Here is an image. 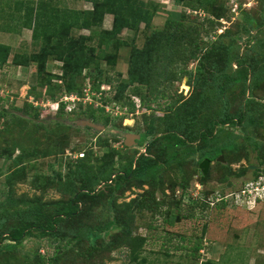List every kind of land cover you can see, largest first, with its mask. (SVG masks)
Masks as SVG:
<instances>
[{
	"label": "rangeland",
	"instance_id": "374dc122",
	"mask_svg": "<svg viewBox=\"0 0 264 264\" xmlns=\"http://www.w3.org/2000/svg\"><path fill=\"white\" fill-rule=\"evenodd\" d=\"M29 1L34 6L40 1L48 2V7L59 9L92 8L89 0ZM143 1L147 3V7L150 5L149 9L152 5L156 6L150 24L146 25L142 22L136 30L123 28L115 38L123 41L124 44L120 43L117 49H114L112 44L107 47L102 44L98 49L95 46L99 42V33L103 30H111L113 25L111 14H105L102 23L98 26L71 28L70 35L74 37L80 34L93 35L95 32L90 45L96 47V53L102 49L115 54L116 60L110 63L98 58L97 67L102 70L103 79L108 76L115 84L126 80L132 46L142 47L150 33L162 29L168 18H179L182 12L191 11L190 5L186 2L177 4L175 0ZM14 2L15 0H0V43L10 47L7 62L0 67V109L3 107L10 112L8 118L0 117V210L10 211L17 208L14 202L17 198L37 197L40 203L57 202L68 199L73 195V191L82 189L88 182L85 176L76 177L69 173V167L74 168L79 164L78 158L82 159L83 165H87V168L82 165L80 169L88 170L95 175L110 148L115 147L126 158L136 159L139 154L149 153L146 146L149 144L150 136L142 143L127 147L123 144V136H120L118 131L143 133L150 123L159 127L157 131H161L163 123L161 117L156 116H162L164 109L176 99L193 93L192 76L195 67L198 66L196 60H191L186 66H182L164 57V62L160 66L161 76L153 75L154 89H148L146 85L141 86L140 91L145 95L142 107L128 111L129 107L123 108L122 103L127 99H123L116 101L119 106L117 115L112 114L116 112V107L110 110L112 112L109 117L110 123L105 125L102 119L98 118V123L105 126V130L98 131L77 125L74 123L75 120L85 118L83 109L87 107L90 110L100 104L105 105L101 97H112L114 92L110 93L107 84L104 85L106 88L102 89L106 90L107 94L99 95L88 90L87 83H91L89 74H94L96 69L93 65L85 67L81 74L68 75L64 78L62 77L63 62L49 57L45 64L46 70L38 72L37 63L33 61L32 55L40 52L43 39L35 40L32 29L22 26L21 17L18 19L19 23L18 20L8 17L12 13L23 12V9L17 11L13 7ZM235 4H238L237 8ZM205 12L208 13L209 19L200 21L203 42L207 44L214 40L217 33L225 31V35L219 39L220 42L227 44L232 41L231 57H237L242 61L243 67L250 69L247 70L246 81L241 80L229 85L223 95H220L219 87L215 84L206 86V106L195 130L204 128L206 122L214 118L220 102L222 104L221 100L227 101L230 112H236L251 95L264 102V71L262 72L264 0H209ZM246 14L256 23L263 25L256 27L254 24L251 27ZM116 40L114 45L117 44ZM86 44L89 45V42ZM15 56L19 58L18 64L13 62ZM217 56L221 60L217 61L214 71L222 66L225 59L223 53H218ZM230 65L228 72L231 74L243 70L235 59ZM181 68L192 76L182 73ZM70 82L80 88L84 95L81 96L76 92L68 93L70 97L67 102L71 110L67 107L70 112L59 118L63 124L41 119L43 115L44 118L55 115L56 107L52 97L55 94H60L59 98L66 95L65 88ZM125 96L134 98L138 102V99H141L138 85H129ZM29 103L38 111L44 110L42 115L35 117V110H27ZM218 128L221 129L216 131V138L206 147L207 149L228 143L233 133L238 136V141L241 143L245 142L247 134L264 142V131L261 132V129L253 134L251 128L245 131L242 126H231L228 123ZM104 141L107 143H103ZM198 145L199 142L196 141L190 146L197 149ZM164 147L168 153L176 150V147L167 144ZM150 152L156 155L155 148L151 147ZM243 153L235 155L226 152L221 154L222 160L211 161L207 169L209 178L206 180L200 177L202 171L199 164L202 160L196 162L199 157V153L196 152L190 153L183 162V173H179L176 163L163 168L162 186L156 184L150 186L148 183L138 185L134 181L129 186L122 185L118 190H114L113 177L121 171L124 162L119 161V156L115 155L111 176L113 181H108L112 187H105L106 180L101 177L91 188L94 190L93 197L86 198L79 204L78 216L63 224L67 232L75 234L76 231L83 232L89 226L103 227L114 216H119V224L112 227L105 236L106 240H110L112 236L119 237L113 250H104L91 257H84L79 255L80 251H85L88 247L84 237L83 241L79 240L78 247L74 240L72 242L75 244L71 243L63 253V249H57V243L50 238L29 235L19 244L16 252L3 256L0 264H38L37 249H39L38 253L46 257L54 252L62 254L57 264H194V259L188 251L177 249L176 245L181 243L189 246L196 236H201L204 227L205 247L200 251L199 262L209 259L215 264H264V200L259 203L246 202L242 201L238 194L241 188L250 186V182L254 180L252 171L258 168L259 164L255 153L250 151L247 154ZM252 165L256 167L250 168L249 166ZM245 167L247 169L244 175L236 177V173ZM228 168L230 171L227 170ZM181 180H186L188 184L185 191L178 188ZM207 192L214 193L213 196L225 194L226 206L223 209L214 207L197 209L193 217L187 218L188 212L183 207L179 209L175 204L176 198H181V202L187 205L190 199L196 196L202 195V199L205 198ZM18 206L22 209L26 205ZM54 208L55 205H50L44 210L51 213ZM177 216L180 217L179 220L176 219ZM15 223H17L15 218L9 221L10 225ZM123 225L128 230L127 235L120 234ZM155 230L160 236L172 233L174 237L164 246L161 239L146 240L141 246L135 241L136 237L146 236L150 231ZM176 235L184 236L185 241H180V237ZM134 255H137L136 260H133ZM141 259L144 261L142 262Z\"/></svg>",
	"mask_w": 264,
	"mask_h": 264
},
{
	"label": "trees",
	"instance_id": "16d2710c",
	"mask_svg": "<svg viewBox=\"0 0 264 264\" xmlns=\"http://www.w3.org/2000/svg\"><path fill=\"white\" fill-rule=\"evenodd\" d=\"M92 4V8L88 10L78 9H59L48 7V2H38L35 6L29 0H15L13 7L17 11L23 9V12L19 11L18 14H10V19L18 20L21 17L22 26H26L32 29L33 38L43 39V46L38 54H33L32 59L37 63V71L42 72L46 70V62L49 57H54L56 60L63 62L64 73L62 77L68 75L81 74L82 70L88 66H96L94 74H89L91 83H87L89 91L107 94L106 90H102V86H110V93L114 92L112 97L102 96V102L107 105L111 102L123 101L124 107H129L128 111H134L142 107V101L145 100V95L142 93L143 85H146L148 89H154L153 75L157 74L156 77H160L162 74V62L165 57L168 61H173L177 65L186 66L191 60H196L198 66L195 67L194 75L186 72L181 68L182 73H186L188 76L194 78V90L187 97H181L173 101V103L164 109L160 120L163 123L162 130H158V126L150 123L147 129L142 133V143L144 139L150 136L149 144L146 149L149 151L147 154H139L136 159L126 158L119 150L115 147L110 148L103 157V163L98 166L97 174L93 175L88 170L80 169L83 165L82 159L78 158V165L74 168L69 167V173L74 174L76 177L85 176L88 180L86 185L82 189L74 192L71 197L63 201L57 202H42L40 203L39 198L35 197L32 199L17 198V208L14 210H0V259L3 256L11 255L18 250L19 244L23 242L26 236L35 235L39 238H50L57 243V249L61 248L64 250L68 249L72 241H76L75 244L79 246V240H86L88 247L85 251H80L79 255L84 257H91L104 250H113L119 241L118 236H112L110 240H106L105 236L109 230L119 224V216H114L111 221L105 224L103 227L89 226L83 230V232L76 231L75 234L67 232L64 229L63 224L75 219L79 212V204L86 198L93 197V186L99 181L101 177L106 180L105 187H112L108 183L111 179L114 157L119 156L118 160L123 161L121 171L118 172L113 178L114 190H118L122 185H130L135 183L138 185L149 184L150 186L163 185L162 181V170L165 167L176 163V167L179 173L182 172V164L186 160L190 153H199V157L196 162H200L205 158H209L210 162L217 160L218 156L229 152L231 154L239 155L240 152L255 153V157L259 164L258 168L252 171L254 180L261 176H264V142L259 141L254 136L245 135V142L241 143L238 141V136L234 133L231 134V140L228 143H222L221 145L212 146L206 148L216 138V134L219 129L218 126H223L225 123L231 124V126H242L245 131L251 128V132L256 134L259 129L261 132L264 131V102L256 99L253 95L245 99L242 107H239L236 112H230L227 101L220 102V106L215 112L214 118H210L204 128L195 130L197 122L200 120L202 111L205 104V88L207 85L215 84L218 86L220 95H223L227 87L231 84H236L241 80H247V70L250 67H243L242 61L237 57H231L232 41L225 44L220 42V38L225 35V31L217 33L214 40L205 44L202 40V28L201 22L205 19H209L205 9L209 0H175L177 4L185 3L190 5V12H182L179 18H168L162 29L153 30L150 35L146 38L142 47L135 45L131 48V54L127 69V79L118 81L115 84L108 76L103 79V72L98 68V58L103 59L105 62L110 63L116 60L114 53L106 52L99 49L96 53V47H101L102 44L107 47L112 44L114 49L119 47V44H124L123 41L115 38L117 34L123 29L136 30L140 23L146 25L150 24L153 17V12L156 6L152 5V8L147 7V3L143 0H89ZM8 4V2H6ZM21 12V13H20ZM105 14L113 15V25L111 30H103L99 33V42L97 45H90L93 40L95 32L88 35H78L74 37L70 35L71 28H79L83 26H98L102 23ZM249 25L252 27L254 24L256 27L262 26L263 23H256L255 20L246 14ZM19 23V20L17 21ZM117 39V40H116ZM115 40L117 44L114 45ZM219 40V41H218ZM89 42V45L86 44ZM249 46V45H248ZM10 53V47L0 43V67L5 65ZM218 53H223L224 62L218 70L214 71L217 61L221 59L217 56ZM235 59L242 72H236L231 74L228 72L231 67V61ZM16 64L19 63V58L13 60ZM238 66V65H237ZM254 69V68H253ZM264 66L262 67V72ZM73 78V77H71ZM166 79V77L164 76ZM222 78L223 80H220ZM256 83V82H255ZM136 84L139 87V96L136 102L131 98L125 96V91L129 85ZM85 86V84H84ZM196 88V89H195ZM67 94L76 92L83 96L81 89L78 88L74 83L70 82L65 88ZM60 94L54 95L53 102L60 101ZM67 102L60 101L58 109L55 115L48 116L41 119L51 120L56 124H63L59 119L67 110ZM35 110V117L42 115L44 110L38 111L37 108L29 103L27 110ZM212 107L210 108V110ZM209 110V111H210ZM28 112V111H27ZM99 113L98 115L96 113ZM85 118L97 122L98 118H101L105 125L111 122L109 120L110 113L105 111L104 105L94 109H83ZM10 115L9 110H5L3 107L0 109V117L8 118ZM262 115V117H261ZM216 116V117H215ZM43 120V121H44ZM203 121V120H202ZM114 122V121H112ZM158 127V128H157ZM91 129L90 127H87ZM247 129V130H246ZM162 132L160 135L158 133ZM158 135V136H157ZM199 142L197 149L190 146L195 142ZM103 143H107L104 141ZM176 147L171 153L165 150V145ZM152 148L156 149V155L151 153ZM180 149V150H179ZM243 153V154H244ZM162 159V160H161ZM91 166V165H90ZM88 166V167H90ZM87 168V165H83ZM85 168V169H86ZM228 168L227 170H229ZM247 167L239 170L236 173V177L244 175V171ZM182 176V175H181ZM183 177V176H182ZM200 177L203 180L209 178V173L205 175L200 172ZM181 190L185 191L188 184L185 181H180ZM242 189V188H241ZM164 190V188H163ZM176 192V191H175ZM214 194V193H213ZM212 193L207 192L205 198L202 199V195L196 196V198L190 199L189 204L181 202V198L175 200V204L179 209H183L188 212L187 218L193 217L197 209L203 208H218L223 209L226 206V200H224L225 194L220 196H213ZM220 198L216 201L217 198ZM190 198V197H189ZM256 202H261L260 199H256ZM25 204L26 206L18 208ZM162 204V203H161ZM159 203V205H161ZM185 204V205H184ZM50 205H55L53 212H45L44 208ZM15 218L17 223L10 225L9 221ZM179 216L176 217L179 220ZM190 242L189 246L183 244H177V249H185L188 254L194 259V264H215L213 260L200 261V251L205 247L203 234ZM121 235H127L128 230L125 225L122 226L120 232ZM118 235V234H117ZM71 236V237H70ZM180 237V241H185V237L182 235H176ZM174 234L167 233L165 236H160L158 231H150L146 236H138L136 240L141 246L144 241L152 240L156 241L161 239L162 245H167L173 239ZM7 241V242H5ZM83 241V240H82ZM134 243L136 244V242ZM5 242V243H4ZM3 243V244H2ZM134 249L136 247L133 246ZM39 252V249H37ZM37 254L38 264H57L62 254L54 252L51 256H43ZM168 251V250H167ZM137 255H134L133 260H136ZM142 262L144 261L141 259Z\"/></svg>",
	"mask_w": 264,
	"mask_h": 264
},
{
	"label": "built area",
	"instance_id": "2783aa9c",
	"mask_svg": "<svg viewBox=\"0 0 264 264\" xmlns=\"http://www.w3.org/2000/svg\"><path fill=\"white\" fill-rule=\"evenodd\" d=\"M234 6H235V8H237L238 4H235ZM233 10H235V9H233ZM107 87H108L107 89H110V86H107ZM105 88H106V86H102V89H105ZM88 90H89V88H88ZM98 94L100 95V93H98ZM68 97H70V96L68 94H66V95H64L63 97L60 98V101L67 102L68 101ZM59 102H54L55 107H56L55 108V112L58 109ZM68 103L69 102H67V104ZM67 107H68L69 110H71V108H69L68 105H67ZM104 107H105V110L107 112H109V113H112L110 110L113 109L114 107H116V108L118 107L119 108V106L117 105L116 102H111V103H109L107 105H104ZM118 108L116 109V112L112 113L113 115H117L119 113L118 112ZM123 108H125V107H123ZM250 183H251L250 186H248V187L244 186L239 191V193H238L240 195L239 198L242 201H246V202L253 201L254 203H256V199L257 198L260 199L261 201H263L264 200V176H261L258 179L253 180ZM223 198L225 200L226 197H223ZM217 199L219 200L220 198L218 197Z\"/></svg>",
	"mask_w": 264,
	"mask_h": 264
},
{
	"label": "water",
	"instance_id": "95a60500",
	"mask_svg": "<svg viewBox=\"0 0 264 264\" xmlns=\"http://www.w3.org/2000/svg\"><path fill=\"white\" fill-rule=\"evenodd\" d=\"M75 124L80 125V126H84V127H90L94 130H98V131H103L105 130V126L97 123V122H93L87 118H80L78 120L74 121ZM122 136L126 139L124 142V145L127 147L133 146L134 144H136V140L140 138L139 134H133V133H122ZM130 140V141H128ZM218 160H222V156L219 155ZM209 163H210V159L205 158L203 159L200 164L199 167L202 171V173L205 175L207 173V169L209 167ZM250 168H255V166H249Z\"/></svg>",
	"mask_w": 264,
	"mask_h": 264
},
{
	"label": "flooded vegetation",
	"instance_id": "af4514ba",
	"mask_svg": "<svg viewBox=\"0 0 264 264\" xmlns=\"http://www.w3.org/2000/svg\"><path fill=\"white\" fill-rule=\"evenodd\" d=\"M118 133H119L120 136H122V133H127V132H125V131H120V130H119ZM129 133L139 134V135H140V138L136 140V144L140 142L142 133H139V132H136V131H132V132H129ZM122 138H123V144H124V142H125L126 139H125L124 137H122ZM128 141H130V140H128ZM130 142H131V141H130ZM136 144H134V145H136ZM255 167H256V166H255ZM257 167H258V166H257ZM255 169H256V168H255Z\"/></svg>",
	"mask_w": 264,
	"mask_h": 264
}]
</instances>
